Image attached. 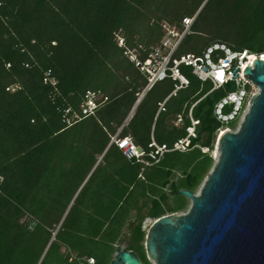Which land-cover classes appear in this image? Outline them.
<instances>
[{"label": "trees", "instance_id": "trees-1", "mask_svg": "<svg viewBox=\"0 0 264 264\" xmlns=\"http://www.w3.org/2000/svg\"><path fill=\"white\" fill-rule=\"evenodd\" d=\"M194 16L169 67L187 55L201 58L215 44L264 53V0H0V264H109L116 243L150 264L145 222L188 207L179 191L200 187L218 132L236 130L239 121L222 125L214 114L237 86L209 93L211 84L185 65L178 70L187 87L176 90L167 77L139 100L148 76L124 52L134 49L141 62L159 65L166 28L180 33L182 20ZM195 36L200 48L187 51ZM223 56L215 51L212 60ZM47 76L55 85L44 83ZM158 86L163 93L150 99ZM88 92L103 97L84 118ZM173 99L178 109L169 106ZM247 102L249 95L242 109ZM73 113L81 117L68 124ZM189 113L198 121L189 150L151 162L148 146L171 149L186 136ZM116 134L143 152V163L111 143Z\"/></svg>", "mask_w": 264, "mask_h": 264}, {"label": "water", "instance_id": "water-1", "mask_svg": "<svg viewBox=\"0 0 264 264\" xmlns=\"http://www.w3.org/2000/svg\"><path fill=\"white\" fill-rule=\"evenodd\" d=\"M244 77L257 88L234 131L217 140V159L196 192L181 190L183 214L155 220L144 240L152 264H264V62ZM110 264H141L116 248Z\"/></svg>", "mask_w": 264, "mask_h": 264}, {"label": "built area", "instance_id": "built-area-1", "mask_svg": "<svg viewBox=\"0 0 264 264\" xmlns=\"http://www.w3.org/2000/svg\"><path fill=\"white\" fill-rule=\"evenodd\" d=\"M195 20V16L192 18H184L182 20L183 30L182 32H178L174 28H166V34L163 37L160 43V49L166 51V55L163 58L162 62L159 65H153L152 59H146L141 62L137 57L136 50H126L124 55L128 58V60L134 63L135 67L139 69V71L148 76L147 86L139 97V100L142 98L143 94L148 91L156 82L162 81L163 79L169 77L173 81L177 82L176 90L183 89L188 86V81L179 73L178 67L180 65L189 66L192 69V74L201 82H209L211 84V89L209 91L212 92L214 90L223 88L227 83L233 82L237 86V90L235 92H230L226 94V97L222 99L214 110L215 117L220 124H226L229 121L235 120L237 117L239 119V126L244 114L247 110V102L245 104V108L243 105L245 103V99L247 96H250V91L246 90V86L254 87L250 81H247L244 77V71L247 67L253 68V63L256 60H261L264 62V53L261 54H250L247 51H242L240 53L233 52L230 49L226 48L224 45L215 44L212 47L208 48L201 58H196L192 55H187L181 57L177 61H173V65L169 67V61L173 55V53L178 48L180 42L184 38L185 35L189 34L190 27L192 26ZM119 47H124V43L122 40L118 41ZM153 54V57H156L159 51ZM215 51H221L223 53V57L219 58L216 62L212 60V54ZM50 83L55 85L53 80L48 79V76L45 77L44 83ZM255 88V87H254ZM257 93V92H256ZM255 95V94H254ZM253 95V96H254ZM102 95H96L94 93H87L85 96V101L80 107L81 116L86 118L94 115L99 101L102 99ZM250 100V99H249ZM232 104V111L224 115L222 113L223 106ZM163 104H159V111H164ZM77 113H73L71 118L67 120V123L70 124L71 121H77L81 117ZM190 120V126L186 129V136L180 140H177L171 149H168L165 145L158 146L153 141L148 146L152 150L148 153V158L153 163H158L159 160L163 157L165 153L171 151H177L180 153L187 152L190 148L191 139L195 138V128L198 125V121L193 120L191 117V113L188 114ZM182 124L181 119L178 117L175 123L176 126H180ZM231 131L227 128H223L218 132L219 134L222 132ZM118 134H116L112 139L111 143L117 145L118 149L122 151L123 155L127 160H135L136 162L143 163L141 157L143 156V152L140 151L129 138L117 139ZM202 151L206 152V149H202ZM148 165V163H145ZM116 256V253H115ZM115 256L113 260L115 259ZM87 264H94L92 259L88 260Z\"/></svg>", "mask_w": 264, "mask_h": 264}, {"label": "rangeland", "instance_id": "rangeland-1", "mask_svg": "<svg viewBox=\"0 0 264 264\" xmlns=\"http://www.w3.org/2000/svg\"><path fill=\"white\" fill-rule=\"evenodd\" d=\"M200 44H201V38L200 37H198V36H195V37H192V38H190L189 40H188V44H187V51H196L197 49H199L200 48ZM246 89H248V88H246ZM228 92L229 91H235L236 89H234V86H229L227 89H226ZM250 96L252 97L254 94H256V92H257V88L255 87H250ZM163 93V89H162V87L161 86H158L156 89H155V91L154 92H152L151 94H150V99H152V98H155V97H157L158 95H160V94H162ZM188 94L189 93H182L181 95H186V96H188ZM250 97V98H251ZM249 98V99H250ZM178 103H179V100L178 99H173V100H171L170 101V103H169V106L172 108V109H178ZM247 105H248V103H247ZM227 111V110H226ZM231 131H234V130H231ZM216 145H217V140H216V143H215V146H214V150H216ZM213 150V151H214ZM213 151H212V153H211V156H212V158H213ZM176 156H178V155H176L175 154V157L173 158V159H177L178 157H176ZM183 161H186L187 160V158L186 159H182ZM170 161H172V160H170ZM215 158H213V165H214V163H215ZM197 191V190H196ZM195 191V192H196ZM188 201V200H187ZM189 202V201H188ZM189 205H190V202H189ZM189 205H188V207H189ZM188 207L185 209V210H183V211H181V212H179V213H177L178 215H180V214H183V213H185L187 210H188ZM152 224V221H150V220H147L146 222H145V224H144V228H146V227H148V226H150ZM109 264H110V262H109ZM150 264H152V263H150Z\"/></svg>", "mask_w": 264, "mask_h": 264}, {"label": "crops", "instance_id": "crops-1", "mask_svg": "<svg viewBox=\"0 0 264 264\" xmlns=\"http://www.w3.org/2000/svg\"><path fill=\"white\" fill-rule=\"evenodd\" d=\"M127 234V227L125 226L124 228H123V230L121 231V236H125ZM117 247H121L122 248V246H120L118 243H116L115 245H114V248H115V252H114V254L112 255V259H111V261L113 260V258H114V256H115V253H116V248ZM123 249V248H122ZM110 261V262H111Z\"/></svg>", "mask_w": 264, "mask_h": 264}, {"label": "bare ground", "instance_id": "bare-ground-1", "mask_svg": "<svg viewBox=\"0 0 264 264\" xmlns=\"http://www.w3.org/2000/svg\"><path fill=\"white\" fill-rule=\"evenodd\" d=\"M224 133H225V132H222L221 134H219V137L222 136ZM219 137H218V138H219ZM217 156H218V154H217V150H214V151H213V158H215V160H216V159H217Z\"/></svg>", "mask_w": 264, "mask_h": 264}]
</instances>
